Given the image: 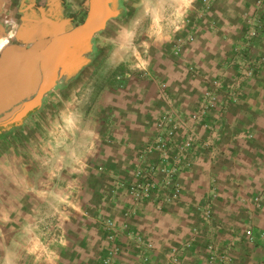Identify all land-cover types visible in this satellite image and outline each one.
Listing matches in <instances>:
<instances>
[{"label":"crops","instance_id":"obj_1","mask_svg":"<svg viewBox=\"0 0 264 264\" xmlns=\"http://www.w3.org/2000/svg\"><path fill=\"white\" fill-rule=\"evenodd\" d=\"M259 1H219L220 5L221 2L224 4V13L221 12L224 18H220L215 25L226 33L234 32L223 35L220 43L213 36L214 24H206L205 30L209 28L210 34L201 32L194 42V73L200 77L221 74L218 63L226 59L224 56L228 51L227 57L230 56L237 39L233 34L240 28L235 23V16L244 18L245 14L250 15ZM89 9L90 0H0V55L8 46L25 47L48 36L50 23L71 24L74 29L86 20ZM91 48L90 44L78 46L75 53L69 54V63L76 61L83 66L88 64ZM219 48H222L221 52ZM188 51L186 49L185 54ZM261 51L264 57V46ZM184 57V61H188L187 55ZM62 67L57 85L47 94L54 93L73 77V73L68 76L64 71L66 66ZM131 87L122 89L124 93H117L129 96L124 102L126 104L122 100L117 103L118 106L117 98L111 102L113 96L108 88L105 96L101 94L99 102L104 99L102 105L105 110L99 109V113L105 114L103 118L106 124L114 122L117 128L115 135L119 139H115L114 144H105L101 150L99 148L92 152L87 168L73 170L76 156L72 151L68 159V162H73L72 170L46 172L41 166L40 170H27L15 163L17 160L23 164L26 157L11 156L13 150L11 152V148L8 149V155L3 156V183L0 189V264H98L104 254L105 244L93 217L97 206L104 204L101 196L110 191L113 185V180L106 172L117 170L115 172L119 179L129 180L133 160H136L138 150L153 134L157 123L155 109L161 105L151 82L142 81ZM92 90L90 82L83 88L69 85L65 110L71 112L72 106L74 112L77 110L76 104H84L78 110L82 109L85 117L94 120L95 111L91 107L94 101L88 108L85 106L86 97L91 99ZM183 95H188V92ZM183 104L186 102L183 101ZM224 113L222 118L226 119L232 136L223 140L227 149L226 155L222 157L229 162L226 167L229 170H203L202 167L190 170L182 177L183 185L185 190L194 191L185 194V202L168 206L162 214L152 207H140V212L130 219L131 229L152 241L156 249L148 251L146 263L136 256L139 249L132 243L131 237L122 235L119 264H163L171 254L169 247L183 243L191 232L190 228L198 221L199 214L190 209L187 203L194 204L195 208L202 201L199 199L211 187L210 178L216 181L211 190L217 193V199L213 202L216 219L226 226L216 238L223 243L220 247L227 246L232 235L241 234L243 241L235 243L231 250L234 264H264V241L254 246L245 239V229L249 223L257 235L264 232V66L257 77L244 86L240 104ZM112 114L114 120L105 118L106 115L110 118ZM238 131L243 132L242 135L236 134ZM104 167L107 169L104 170L106 174L98 170L96 172V169L100 171ZM118 194L104 205L110 216L123 223V211L131 202V197L127 189H120ZM50 217L54 218L60 230L49 241L47 258L44 246L50 236L43 235L40 227ZM197 249L201 250V255L206 252ZM197 253L192 258L188 254L182 261L179 259L177 264H210L207 260L198 259Z\"/></svg>","mask_w":264,"mask_h":264},{"label":"rangeland","instance_id":"obj_2","mask_svg":"<svg viewBox=\"0 0 264 264\" xmlns=\"http://www.w3.org/2000/svg\"><path fill=\"white\" fill-rule=\"evenodd\" d=\"M219 1H116L111 6L115 16L109 20L104 31L95 35L90 43L92 48L89 63L85 66L82 63H69L65 72L68 76L73 73V77L63 87H58L54 93L47 94L38 112L28 122L14 130L4 131L2 128L0 129V189L3 183V156L8 155L7 152L10 148L11 152L13 150L10 153L11 156L26 157L23 164H20L17 160L15 163L20 166L23 165L21 167L27 170H40L41 167L44 171L72 170L73 162H68L72 151L76 156L73 170H83L88 167L92 152L99 148L101 150V146L105 144H114L115 139H119L115 135L117 128L114 122L111 121L114 120V114L110 118L106 115L105 118L111 121L106 124L103 118L105 114L99 113V109H104L102 104L105 102L104 99L103 102H99L101 94L105 96L108 88L113 96L111 102H114L117 98V105L119 101L122 102L123 100L124 103L129 98L126 93L123 96L117 95V93H124L121 92L122 89L133 88L131 86H135L136 83L142 81L151 82L155 86L156 98L161 103L160 107L155 109L156 127L150 139L138 150L136 160H133V168H130L129 180L119 179L115 172L117 170L106 172L109 178L113 180L111 182L113 189L111 188L110 191L103 193L104 195L101 196L102 203L105 204L110 199L119 196L118 191L120 189H127L131 202L123 211V223H119L117 219L110 216L104 204L97 206L95 209L96 213L93 218L103 234L105 244L103 245L104 254L99 259L98 264H102L108 256L110 246L108 232L104 229L102 223L103 220H111L117 228H121V230L119 229L120 236L118 240L120 246L122 245L121 236L125 235L131 237L130 240L136 248L137 240H141L146 245H153V249L149 250V252H152L156 249L155 244L144 238L142 234L134 232L133 228L131 229L130 219L140 212V207H152L156 212L162 214L166 212L168 206L185 202L186 195L194 191L193 189L185 190L183 185L182 177L190 170H197L201 167L204 168L203 170H210V168L213 170L217 168L219 170H229L226 168L229 162L222 157V155H226L227 149L223 140L228 136L232 137L229 134L226 119L222 118V114L225 113L216 108H209L203 117H198V115L201 105L204 103V98L208 93L214 91L213 82L215 80H218L223 88L215 94L218 106L219 101L228 97L227 91L230 86L237 88L238 103L229 105L228 109L240 104L244 86L246 83L253 81L263 69L264 57L261 48L264 46V35L254 40H248L247 37L250 21H254L252 15L258 11L259 6L257 4L250 15L245 14L244 18L235 16V23L240 25V28L233 34L234 38L237 39L234 41V47H232L234 49H232L230 56L227 57L228 51L224 56L226 59L220 60L221 62L218 63L219 71L222 69L221 74H215L216 76L206 74V76L200 77L199 74L194 73V42L201 32L210 34L209 28L205 30L207 28L206 24H209V26L214 24L215 28L212 32L215 35L213 36L220 43L223 35L227 36L234 32L226 33L215 25V22L219 21L220 18L221 20L224 18V9L222 8L224 4L221 2L220 5ZM186 49L190 51L185 54ZM221 49L219 48V52H221ZM184 55H187L188 61H184ZM249 61H254L258 68L254 77L243 79L242 72L249 66ZM61 73L62 71H60ZM89 82L94 90H92L91 99L89 96L86 97L85 102L87 105L85 106L88 108V105L94 101L91 104L93 111H95L93 114L95 116L94 120L89 116L85 117L82 109L78 110L84 104H80V106L76 104L77 110H74V112L72 106L70 108L71 112H67L64 107L67 98V87L77 85L78 88H83ZM64 92L65 94H63ZM185 92H188V95H183ZM93 98L94 100H92ZM183 101L186 104H183ZM166 115L173 118L174 123L169 127L173 128L175 132L174 145L166 152L153 151L147 156L144 163L141 155L146 146L156 140L160 124ZM242 133L238 131L236 134L242 135ZM186 143H191L192 148L187 151L181 150V147L185 146ZM40 158L42 159V165L40 164ZM146 166L160 167V170L165 169L175 172L177 183L181 186V198L160 206L149 201L136 202L130 186L137 172L145 169ZM105 168L100 171L96 169V172L98 170V172L105 173L104 170H107ZM164 178L163 174H158L156 177L158 183L163 182ZM215 182L213 178L209 179V186L211 187L199 199L202 201L195 208L193 207L194 204L187 203L191 206L190 209H194L197 215L199 214L197 216L198 221L190 228L191 232L183 243L169 247L171 254L163 264H177L179 259L182 261L190 251H192V254H189L190 258L198 252V259L202 258L209 262L210 247L224 250L234 241L235 234L231 236L229 244L222 248L220 246L223 243L216 239L222 234L226 226L221 222H217L216 219L213 202L217 199V193L214 191L213 194L211 191L216 185ZM95 183L98 185V181ZM118 183L122 185L119 186ZM171 193L172 189L170 187L162 188L159 190L160 199L169 197ZM153 195H155V191ZM208 203L213 215L210 224H208L201 211V208ZM124 226H127V228ZM250 228H253L251 223L248 224L245 232ZM40 230L43 235L50 236L44 246L46 250L44 255L48 258L49 241L60 228L54 218L50 217L42 222ZM237 235L242 237L241 234ZM256 243L253 245H257ZM197 248L206 251L205 254L201 255V250ZM140 251L139 249L136 256L139 257ZM148 253L147 255H149ZM173 259H175V262H173Z\"/></svg>","mask_w":264,"mask_h":264},{"label":"built area","instance_id":"obj_3","mask_svg":"<svg viewBox=\"0 0 264 264\" xmlns=\"http://www.w3.org/2000/svg\"><path fill=\"white\" fill-rule=\"evenodd\" d=\"M258 11L256 14H253L254 21H250V28L248 31V40H254L262 37L264 35V0H260L258 4ZM257 66L254 61H249V66L246 70H244L243 79L252 78L255 76V72L257 70ZM212 93H208L206 98H204V103L201 105V110L198 117H203L206 111L209 108H216L220 112H226L229 105L237 104V88L228 87L227 95L228 97L222 101H219V106L216 102V92L220 89H223L220 82L215 80L213 82ZM206 104V105H205ZM201 120V118H199ZM173 118L169 115L163 117V120L159 127V134L156 140L146 146L144 149L141 159L145 163V159L148 155H150L153 151L166 152L174 145V137L175 132L173 128H170L173 124ZM192 148L191 143H186L185 146L181 147V150L187 151ZM145 168V167H144ZM160 167L155 166H146L145 169L137 172L135 175L134 181L130 186V190L134 195L136 202H144L149 201L157 205H162L169 202L177 201L181 198V186L177 183L176 173L171 170H160ZM158 174L164 175L163 182L156 179ZM121 186V183H118ZM170 187L172 189V193L168 197H163L160 199L159 190L162 188ZM155 191V195L153 192ZM214 194V191H212ZM210 203V202H209ZM209 203L201 208V211L207 220L208 224H210L213 220L212 210L210 208ZM129 215V214H127ZM104 229L108 232V240L110 243L108 256L103 260L102 264H119V254H120V245L118 244L119 240V231L121 228H117V226L111 220H103L102 221ZM127 228V226H124ZM120 229V230H119ZM124 230V228H123ZM245 239L248 243L254 244L259 241H264V232L259 233L258 235L254 232L253 228L246 230ZM243 241L241 236L236 235L234 237V241L230 243L228 248L224 250H219L216 247H210V264H234L233 257L231 255V250L234 248L235 243ZM137 248L140 249L139 257L144 261L148 262V251L153 249V245H146L141 240L136 241ZM175 262V259H173ZM170 264V263H168Z\"/></svg>","mask_w":264,"mask_h":264},{"label":"water","instance_id":"obj_4","mask_svg":"<svg viewBox=\"0 0 264 264\" xmlns=\"http://www.w3.org/2000/svg\"><path fill=\"white\" fill-rule=\"evenodd\" d=\"M118 0H90L89 14L86 20L69 32L64 31L66 24L50 23L51 29L47 32L48 36L43 37L33 45L28 43L25 47L8 46L2 52V61L5 64L0 68V114L6 109V92L2 84L6 81L5 77L11 72L13 64L30 62L35 67L32 68L30 79L32 78L33 87H38L36 97L19 106L16 111L20 112V117L26 115L30 110L41 105L44 96L49 93L58 83L60 71L69 64L68 56L75 53L76 48L82 44L89 45L98 33L104 31L107 23L115 15L111 6ZM29 49H26L28 46ZM91 45V44H90ZM76 61L70 62V64ZM78 64V63H77ZM64 69V71H66ZM32 76V77H31ZM36 90V89H35ZM7 117L0 118V124Z\"/></svg>","mask_w":264,"mask_h":264},{"label":"flooded vegetation","instance_id":"obj_5","mask_svg":"<svg viewBox=\"0 0 264 264\" xmlns=\"http://www.w3.org/2000/svg\"><path fill=\"white\" fill-rule=\"evenodd\" d=\"M71 24H67L64 27L65 32L71 31ZM29 45L26 49H29ZM5 61H2V55H0V65H4ZM35 66L30 62L22 63L18 62L13 64L11 72L5 77L6 81L2 84L1 89H5L6 92V109L0 118L7 117L6 120L0 124V129L2 130H14L16 128L22 127L26 122L34 116L38 110L39 106L30 110L26 115L20 117V112L16 109L23 105L24 103L33 100L38 92V87H33L32 78L30 79V72ZM3 67L0 68V70ZM32 77V76H31ZM36 89V90H35Z\"/></svg>","mask_w":264,"mask_h":264}]
</instances>
